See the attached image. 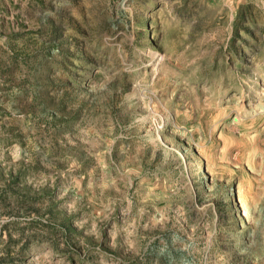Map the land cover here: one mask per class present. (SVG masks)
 I'll return each mask as SVG.
<instances>
[{"label": "rangeland", "instance_id": "374dc122", "mask_svg": "<svg viewBox=\"0 0 264 264\" xmlns=\"http://www.w3.org/2000/svg\"><path fill=\"white\" fill-rule=\"evenodd\" d=\"M263 110L264 0H0V264H264Z\"/></svg>", "mask_w": 264, "mask_h": 264}, {"label": "bare ground", "instance_id": "6f19581e", "mask_svg": "<svg viewBox=\"0 0 264 264\" xmlns=\"http://www.w3.org/2000/svg\"><path fill=\"white\" fill-rule=\"evenodd\" d=\"M261 112H264V110L263 111H261ZM240 224V223H239Z\"/></svg>", "mask_w": 264, "mask_h": 264}]
</instances>
